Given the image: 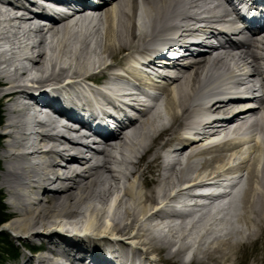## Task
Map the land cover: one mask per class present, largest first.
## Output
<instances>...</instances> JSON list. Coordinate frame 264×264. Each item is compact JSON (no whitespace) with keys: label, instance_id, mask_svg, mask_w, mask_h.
Listing matches in <instances>:
<instances>
[{"label":"bare ground","instance_id":"1","mask_svg":"<svg viewBox=\"0 0 264 264\" xmlns=\"http://www.w3.org/2000/svg\"><path fill=\"white\" fill-rule=\"evenodd\" d=\"M223 1L0 0V188L13 209L3 201L0 237L21 247L16 264H264V142L202 147L228 129L214 114L244 127L239 102L219 93L228 61H264V37L228 60L168 67L190 24L210 30ZM144 87L160 97L118 129ZM232 172L246 184L235 222L227 205L210 213L218 195L204 206L196 191Z\"/></svg>","mask_w":264,"mask_h":264},{"label":"rangeland","instance_id":"2","mask_svg":"<svg viewBox=\"0 0 264 264\" xmlns=\"http://www.w3.org/2000/svg\"><path fill=\"white\" fill-rule=\"evenodd\" d=\"M1 53V52H0ZM48 82V84H50L51 82H49V81H47ZM5 87V86H4ZM160 108L161 109H164V102L161 100V102H160ZM0 112H2V114H3V117H4V114H5V107L4 106H1V109H0ZM2 131V128H1V126H0V132ZM2 141H4V138H2V137H0V143L2 142ZM200 146V145H199ZM150 156H151V154H149L148 155V158H150ZM246 185V184H245ZM0 194H1V197L3 198V201H4V203H5V206L7 207L6 209H8V211L6 210V212H8V214H10V212H12V208L10 207V205L8 204V195L0 188ZM2 201V202H3ZM239 201V200H238ZM237 202V200H235L234 202H232V203H230L227 207L230 209V216H229V219L231 220V221H233V222H235V220H236V218L234 217V215L233 214H235L237 211H236V209H237V206H239V204H240V202H238V203H236ZM236 203V204H235ZM226 207V208H227ZM5 209V208H4ZM232 209H234L233 211H232ZM241 209V208H240ZM232 211V212H231ZM197 216H199L200 214H196ZM196 216H194V218H195ZM8 219V218H7ZM69 223V222H68ZM68 223H66L67 225H68ZM77 231H81V230H77ZM163 233H165V232H163ZM113 237H115V238H112V239H119L120 238V236H113ZM12 238H8V236H1L0 237V248H2V247H5V243L7 242L8 244H10V245H12L13 246V244H14V250L16 251V253H15V255H14V257L12 258V259H10V258H5L4 259V261H7V262H5V263H3V261H2V264H16L17 263V261L20 259L19 257H20V248L21 247H18V244H17V241L16 242H12V240H11ZM211 239H212V237H211ZM18 250V251H17ZM17 253H18V256H17ZM22 253L23 252H21V255H22ZM63 264H64V262H62Z\"/></svg>","mask_w":264,"mask_h":264},{"label":"trees","instance_id":"3","mask_svg":"<svg viewBox=\"0 0 264 264\" xmlns=\"http://www.w3.org/2000/svg\"><path fill=\"white\" fill-rule=\"evenodd\" d=\"M3 201V198L1 197V194H0V225H2L4 222H6L8 219L5 218L4 214H5V209H4V206L2 205V202ZM15 248L8 244L7 242L5 243V247H2L0 248V264H2V261L3 263L7 262V261H4V259L6 258H10L12 259L16 253V251L14 250Z\"/></svg>","mask_w":264,"mask_h":264}]
</instances>
